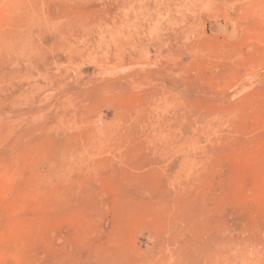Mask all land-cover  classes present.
Instances as JSON below:
<instances>
[{
    "label": "rangeland",
    "instance_id": "1",
    "mask_svg": "<svg viewBox=\"0 0 264 264\" xmlns=\"http://www.w3.org/2000/svg\"><path fill=\"white\" fill-rule=\"evenodd\" d=\"M0 264H264V0H0Z\"/></svg>",
    "mask_w": 264,
    "mask_h": 264
}]
</instances>
